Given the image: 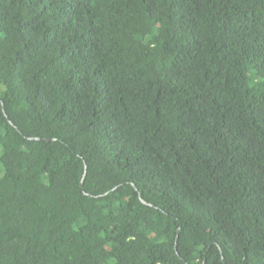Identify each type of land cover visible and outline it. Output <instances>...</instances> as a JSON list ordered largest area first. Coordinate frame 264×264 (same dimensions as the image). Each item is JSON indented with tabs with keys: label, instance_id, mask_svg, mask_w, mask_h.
<instances>
[{
	"label": "trees",
	"instance_id": "obj_1",
	"mask_svg": "<svg viewBox=\"0 0 264 264\" xmlns=\"http://www.w3.org/2000/svg\"><path fill=\"white\" fill-rule=\"evenodd\" d=\"M0 264H264V0H0Z\"/></svg>",
	"mask_w": 264,
	"mask_h": 264
},
{
	"label": "water",
	"instance_id": "obj_2",
	"mask_svg": "<svg viewBox=\"0 0 264 264\" xmlns=\"http://www.w3.org/2000/svg\"><path fill=\"white\" fill-rule=\"evenodd\" d=\"M49 140V139H48Z\"/></svg>",
	"mask_w": 264,
	"mask_h": 264
}]
</instances>
